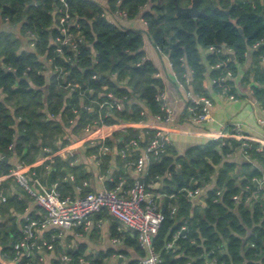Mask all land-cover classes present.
<instances>
[{
    "label": "trees",
    "instance_id": "obj_1",
    "mask_svg": "<svg viewBox=\"0 0 264 264\" xmlns=\"http://www.w3.org/2000/svg\"><path fill=\"white\" fill-rule=\"evenodd\" d=\"M65 1L66 8L59 0H0V177L15 166L14 158L17 163H32L44 148L57 150L67 144L66 136H80L86 125L92 127L95 121H142L145 109L151 115H163L158 96L165 82L143 48L146 35L168 57L177 76L184 80L186 71L192 72L185 87L196 95L209 97L202 50H207L210 78L215 79L213 91L220 93L227 87V92L235 95L232 78L222 76L231 71L234 77L250 54L251 64L243 79L250 82L254 97L264 106V0H200L198 7L204 12L196 17L176 14V3L188 6L191 0H105L106 6L98 0ZM66 10L70 15L67 31L80 40L75 49L64 45L60 53L55 41L62 36L60 18ZM118 11L125 12L126 18L140 16L146 24V35L107 17ZM9 27H17V31ZM28 32L36 40L30 49L26 46ZM222 44L230 49L232 57L208 51L210 46ZM69 82L71 85H67ZM116 100L122 108L110 106ZM154 133L150 128L127 127L114 132L113 137H118L117 148L121 149L131 139L146 145ZM104 143L111 146L113 141L107 138ZM100 144L91 149L97 153ZM130 147L127 153L131 158L127 154L126 159L137 158L140 153ZM237 149L245 160L238 162L230 157ZM99 158L105 170L110 155ZM79 169L69 160L55 157L46 179L58 182V189L66 195L63 188L71 185L63 179ZM32 171L33 178L44 182L37 167ZM262 180L264 146L257 141L211 138L182 153L167 144L160 155L151 158L143 176L146 186L159 182L147 189L162 213L152 240L160 264H264ZM118 182L114 177L107 186ZM198 187L204 188L202 203L186 195V189ZM0 190L7 196L0 203V264H10L16 258L14 244L23 237L24 214L36 217L35 211L41 209L34 205L27 211L26 197L31 199L12 177L0 181ZM105 215L106 211H101L93 218ZM117 225L112 224V237L120 239L124 248L98 255L87 253L83 242L73 247L59 243V229L42 231L47 240L55 235L53 250L47 251L52 252L48 264H111L108 260L114 254L124 261L112 264H141L146 252L139 245L136 231H121ZM170 242L172 246L167 247ZM34 251L16 264L35 261ZM63 255L69 261H64Z\"/></svg>",
    "mask_w": 264,
    "mask_h": 264
},
{
    "label": "crops",
    "instance_id": "obj_2",
    "mask_svg": "<svg viewBox=\"0 0 264 264\" xmlns=\"http://www.w3.org/2000/svg\"><path fill=\"white\" fill-rule=\"evenodd\" d=\"M98 1L106 6L105 0ZM107 17L117 22L121 27L140 29L146 35V24L140 16L135 18H126L118 14H107ZM143 48L146 51L147 57L150 58L157 66L158 76H160L165 82L162 99L172 109V116L168 121L157 120L154 115L149 114L145 109L146 118L142 120L141 124L136 123L133 125V128L139 130L142 128H150L154 130L161 129V131L168 135L170 143L175 147L178 153L184 152V150L191 145L201 144L218 136L257 141L256 138L260 137L262 133V126L257 121V118L261 117L264 120V112L262 111L264 106H261V104L254 97L250 82H246L243 79L244 72L251 64L250 54L247 55L246 61L239 66L236 75L232 77L234 89L237 95L235 99L230 100L225 94L213 91V78H210L209 74L211 66L207 64L205 59L207 50H202V57L207 67L204 84L212 101V119L200 123L193 121L190 113L188 112L190 100L187 92L191 91V89L188 86L185 87L186 85L179 86L175 82V75L168 57L158 51L147 35L144 36ZM186 72H188V70ZM119 122L106 124L98 128H94L95 126H93V131L86 137L87 141L82 146L74 148L63 146L54 151L52 159L59 157L62 160H69V164L71 166L80 167L77 174L74 172H68L64 177L63 180H69L71 185V188H63L64 191H66V195L84 194L87 191L98 190L102 188V186H106L109 182H111L114 177H117L119 181H122L125 187L132 185L136 179L143 181L144 174L137 173L131 165V162L136 158L126 159L128 155L129 158H131V154L127 153L128 155L122 156L120 150L123 148H117V142H119V139L118 137H113V133L124 131L126 129V127H118L117 124ZM83 133L84 132H82L80 136H82ZM107 138L111 139L113 144L111 146L107 145L109 148L104 151L101 148V145ZM98 143L101 144L98 148V152L96 153L91 148ZM144 147L145 145H140L137 142L135 147L130 148H133V150L141 153ZM98 153V158L100 155L105 153H109L110 155V158L106 161L108 167L105 170H102V161L100 158L99 162H97V160L93 157L94 154ZM45 154L46 152L42 150L36 159L32 163H29V165L31 168L37 167V170L40 171V176L44 182L42 180L41 181L47 187H50L54 183L58 184V182L50 183L46 179V174L50 172V167L47 166L48 161L44 160ZM230 157L238 162H241L246 158L241 149H237ZM14 162H16L14 163L15 165L20 163H17L15 158ZM71 162H73V164H71ZM34 173L35 172L32 171L31 174L29 171L28 175L30 174L31 179L33 178L32 176H34ZM84 182L87 184H84ZM158 185L159 182H156L153 186ZM78 186L81 189H78ZM12 191L14 192L15 189L12 188ZM203 195L204 192L199 197L195 198V200L202 203ZM26 200L29 202L27 211H30L33 209L35 204L33 200H29L28 197H26ZM35 213L38 216V213L40 212L39 210H36ZM96 215L93 217H96ZM93 217L92 225L88 230L81 227L61 230V235L58 236L59 243L73 247L76 246L77 243L83 242L87 246L86 252L95 255H98L99 252H103L108 249L124 248L123 242L120 239L112 237V224L117 222V229L121 231H127L129 229L124 228L121 223L109 216L107 212L105 217ZM0 219H2V215ZM39 235L40 237H43L42 231ZM37 252V249H35L32 254L37 255ZM44 255L48 262L52 256V252H45ZM115 256L117 257L116 254L112 257ZM118 258L121 259L123 257L120 256ZM10 264H15V261H11Z\"/></svg>",
    "mask_w": 264,
    "mask_h": 264
},
{
    "label": "built area",
    "instance_id": "obj_3",
    "mask_svg": "<svg viewBox=\"0 0 264 264\" xmlns=\"http://www.w3.org/2000/svg\"><path fill=\"white\" fill-rule=\"evenodd\" d=\"M59 1L65 8L67 7V2L65 0ZM117 14L123 17L126 15L123 11H118ZM69 16L66 10L60 18L62 36H58L55 41V43L58 44L57 51L60 53L64 45H69L71 49H75L77 41L80 40L79 38L76 41V38L74 39L72 34L67 31L66 22ZM27 34V38L30 41H28L29 43L26 46L30 49L33 48L36 40L33 33L28 32ZM208 51L224 52L229 55L232 54L230 49L223 44L219 47L210 46ZM191 73L192 72L188 70L184 75V80L174 73L175 82L179 86H184L185 83H189L191 80ZM232 77L231 71H227L226 74L222 76V79ZM213 82H215V79H213ZM67 85H71L70 82ZM227 89L228 88L225 87L221 93L225 94L230 100L235 99L236 95L234 93H228ZM187 94L190 100L188 112L193 121L201 123L212 119L211 98L196 95L191 91H188ZM108 96L111 97V94H108ZM158 99L161 101V109L164 113L163 115L156 114L154 117L157 120H170L172 109L163 101L162 94L158 96ZM197 104L201 106L198 109ZM102 106L103 103L100 107ZM110 106H115L118 109L122 108L120 101L117 100L113 104H110ZM89 109H92V107H89ZM262 111L264 112V108ZM104 115L106 116L107 114ZM257 121L262 126V133L260 137L256 139L261 146H264V120L258 117ZM95 123L96 125H94V128L106 125L102 120H100V122L95 121ZM136 123L141 124L142 121H124L119 122L117 125L120 128H127L132 127ZM92 127L89 124L86 125L83 131L84 133L80 137L66 136L68 142L64 147L74 148L82 146L87 141L86 137L93 131L94 128ZM167 144H170L168 135L161 131V129H155L153 137L145 145L137 158L131 162L134 170L139 174H145L151 158L160 155L165 150ZM136 145L137 140L131 139L126 147L120 150L121 155L126 156L128 146L135 147ZM101 148L105 151L108 150L109 147L105 143H102ZM43 151L46 152L44 160L48 161L47 166L50 167V163L53 161L52 156L54 155V151L50 148H44ZM98 155L99 153L93 155L97 162H99ZM71 164H73V162H71ZM30 168L28 163L20 162L11 168L7 175L0 177V181L6 177H12L27 192L34 204L41 209L36 217H31L27 212L24 214V224L22 226L23 237L14 244L16 262L23 257L30 256L32 249L35 248L38 251L36 260L33 262L26 261L24 264H48L44 254L47 251L53 250L55 235H52L50 240H47L46 238L40 237L39 234L41 231L51 228L59 229L58 237L61 235V230L64 229L81 227L88 230L92 225L93 215L101 211H106L109 216L121 223L124 228L136 231L139 245L146 252V255L140 260L141 264H160L161 260L159 255L154 251L152 240L162 220V213L159 203L155 200L154 195L147 189L149 186H153V184L146 186L142 180L136 179L132 185L125 187L123 182L119 181L113 187H108L106 185L98 190L87 191L84 194L64 195L58 189L57 183L47 187L38 177L31 179L28 175ZM263 182L262 180L261 183L263 184ZM84 184L87 183L84 182ZM78 189L81 188L78 186ZM203 192L204 188L201 187L186 189V195L192 200L199 197ZM234 198L237 199L239 197L234 196ZM262 198H264V194ZM6 200L7 196L0 190V203ZM247 200H250V197H248ZM37 240H39V242H37ZM170 246H172V242L167 244V247ZM62 259L66 262L69 261L67 255H63ZM212 263L215 262L212 261Z\"/></svg>",
    "mask_w": 264,
    "mask_h": 264
},
{
    "label": "water",
    "instance_id": "obj_4",
    "mask_svg": "<svg viewBox=\"0 0 264 264\" xmlns=\"http://www.w3.org/2000/svg\"><path fill=\"white\" fill-rule=\"evenodd\" d=\"M200 0H191V4L188 6H181L178 3H176V14H180V13H185V14H189L193 17H196L197 15L201 14L204 12V10L202 8L198 7ZM231 22L236 24L235 20L231 19ZM238 29L241 31L240 26H238ZM230 56L232 57V54H230ZM183 233V231H182Z\"/></svg>",
    "mask_w": 264,
    "mask_h": 264
},
{
    "label": "rangeland",
    "instance_id": "obj_5",
    "mask_svg": "<svg viewBox=\"0 0 264 264\" xmlns=\"http://www.w3.org/2000/svg\"><path fill=\"white\" fill-rule=\"evenodd\" d=\"M13 28V27H12ZM11 27H9V29H12ZM12 30H14V31H17V27H14ZM124 261V259L123 258H121V259H117V257L115 256V257H112V258H110L109 260H108V263H119V262H123Z\"/></svg>",
    "mask_w": 264,
    "mask_h": 264
}]
</instances>
